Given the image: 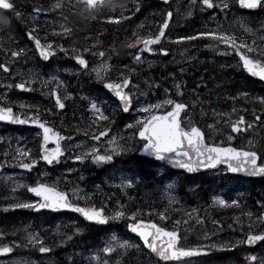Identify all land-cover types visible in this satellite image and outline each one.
I'll return each instance as SVG.
<instances>
[{"label":"rangeland","instance_id":"374dc122","mask_svg":"<svg viewBox=\"0 0 264 264\" xmlns=\"http://www.w3.org/2000/svg\"><path fill=\"white\" fill-rule=\"evenodd\" d=\"M213 2L217 3L219 0H213ZM227 2L230 5L229 8L226 12H221L219 8L202 9L198 3H193L192 0L187 2L176 0L173 3L174 18L167 32L168 38L165 40L176 43L173 42L176 35H192L197 30H206L223 24L236 35L254 42L257 47H264V39H261V37H264V11L259 10L255 13H249L241 10L235 0H227ZM22 7L26 10L31 8L24 5ZM31 10L29 12L25 11L28 22L38 21L41 24L46 22L49 26L56 27V30L51 33V28L43 24L45 27H42V32L34 31L38 34V37L44 43L51 40L55 44L64 47L62 35L54 34L59 32L61 24L71 30V25L67 20L62 19V14L59 13L58 15L55 11H49L45 15L44 9H41V14L36 15ZM146 11L147 13L136 21L125 22L124 28L117 25L115 27L119 28L120 33L130 35L133 32L139 34L145 25L156 28L158 23L162 22V14L167 11V7L159 3H151ZM189 11L191 15L188 14ZM213 12L216 13L215 18H213ZM13 14L12 12L9 16ZM4 18L5 15L0 14V21ZM241 24L250 28L251 32H245ZM92 44L95 49L82 47L78 44L73 45L71 48L66 47L64 49L67 51V55L57 50L58 55L44 66L38 59L35 48L29 42L20 41L19 39L16 48L18 50L23 49V53L18 60H12L9 73L5 74L0 71V84H15L18 81L23 82L30 79L32 83L27 86V90L13 87L7 90V95L33 91V87H35L36 93L47 96L48 104L45 107L50 110L53 109L51 113L59 116L58 123L63 120L65 124V117H70L68 125L73 127L71 123L76 116H71L69 110L71 107L73 108L72 111L77 110V95L81 97L83 104L86 106V110L80 114L93 118L88 105L95 101L97 107L108 118L109 115L106 114L105 108L109 109L110 115H119L118 124H112L114 130L111 135L98 144L100 148H103L112 135L124 143L127 151L120 155H114L117 158H114V161L110 163L97 166L91 162L90 158L84 161L72 160L73 154L83 152L84 145L91 146L93 142L80 137V133L76 136L72 133L68 135L71 138L70 140L67 139L66 143L69 156L65 158V164L67 165L63 168L62 183L70 185L68 190L73 199L87 206L103 207L108 216L111 215L118 202L124 208L136 212V218L152 220L173 230L186 229L189 236L200 237H196L197 240L195 241H190L187 238L182 243L183 246L226 241L235 243L249 231L250 225L253 231L264 230V223L257 219L258 215L253 216L251 214L245 220L239 223L233 222L232 224L229 223L231 220L222 217L221 210L224 206L213 203V196H219L225 200L223 192L227 184L236 180L229 178L226 169L221 168L216 172L187 176L179 172L171 173L164 166L155 167L148 160L142 159L138 155L137 152L142 147V143H140L138 137L133 136L132 129H125L124 127L126 124L134 122L138 116L149 114L140 111L142 106L155 104L165 99L166 96L175 98L177 91H179L180 95L177 97H185V102L189 104L187 114L190 121L204 130L208 142L236 143L239 147L247 149L249 139H251L255 144V149L260 146L259 149L262 150L264 114H261L260 120L247 131L231 133L230 127L224 123L225 119L229 122H235L241 115L244 116L246 122L253 120V114H260L262 107L255 98L264 97V91H262L264 88L259 87L257 91L252 90V81L240 82V79L236 78L234 73L241 67L237 66L238 61L233 58V53L224 54L223 49L206 48L204 46L197 47L198 49L193 48L196 47L195 45L180 47V44H178L179 47H176L170 54H160L158 50H155L153 55L142 52L141 59L134 60V52H131V49L126 51L127 55L121 51L114 52L99 37H95ZM73 48L89 49L86 54L82 52L81 54L92 61L91 68L99 66L101 63L107 64V70L102 72L100 80L96 79L95 74L91 72V68L85 71L76 64L72 58L75 55L72 52ZM101 51L104 52L103 57L98 55ZM9 59L12 58L9 56ZM3 61L4 54L0 52V62ZM147 70L149 72H146ZM121 72L125 77L131 79L127 91L133 94L134 106L128 115H123L117 101L103 87L105 77L119 82L117 77ZM13 73H15V76H13ZM177 84L180 86L179 89L176 88ZM53 87L58 89L61 101L66 104L64 111H59L55 107L51 97ZM0 95H5L2 87H0ZM193 101H195L194 104ZM164 110H167V106L162 107L159 111ZM209 125H211V128ZM228 135H232L233 139L231 141L227 139ZM262 138L263 140H261ZM77 141L82 142L81 147L78 149L69 146L75 145ZM68 169L76 172L73 178H69ZM44 173L50 174L48 171H44ZM97 173L102 175L100 183L98 181L89 182L88 184L82 182L85 181L86 175L92 176ZM122 177L134 181L131 188L125 187L123 190L120 188ZM6 182L7 185L3 193L0 194V214L23 213L25 216L20 219L16 218V223L10 227L4 223V220H0V233H3V236L0 237V243L9 244L13 240L18 244V241L23 239L25 244L27 243L26 235L28 232L37 233L38 238H43L42 241L48 239L59 248L62 246L67 248L69 241L73 243L69 245L68 253L62 252L60 254L62 257L57 252L44 256L23 253L0 258V264H13L14 261H20L22 264H97L96 261L91 259V254L94 252L98 254L101 261L108 260L109 264H117V257H119L118 264H128L125 259L128 248L122 254H104L102 252L106 242L112 236L127 240L132 244L130 238L126 236L121 228L123 226L122 219L128 220V213L119 220L109 219L116 224V227L103 232L102 240L96 243L85 239L86 237L82 235L84 228L79 226L75 218L55 215V217L46 216L38 212L37 209H5L4 205L9 203H22L33 200L28 195L25 182H16L11 179ZM167 183H171V188L168 190L171 193V200L164 188ZM17 184L21 186L17 187ZM223 186L224 190H222ZM13 189L15 190L13 191ZM161 212H164L163 219L160 217ZM197 216L203 217V219H197ZM74 229H79V231H74ZM65 236L70 237V239L65 240ZM28 245L30 249L37 247L30 243ZM221 250L224 249L214 251ZM230 251L232 254L225 253L230 255L225 258H196L194 264H246L244 257L247 253L255 254L257 258L261 256L260 247L250 250L245 245H240L231 248ZM143 261L145 264H164L159 260L153 262L145 259ZM141 263L144 264L142 261Z\"/></svg>","mask_w":264,"mask_h":264},{"label":"snow or ice","instance_id":"6c2138e0","mask_svg":"<svg viewBox=\"0 0 264 264\" xmlns=\"http://www.w3.org/2000/svg\"><path fill=\"white\" fill-rule=\"evenodd\" d=\"M166 3L167 0H164ZM193 3H198L201 8L213 9L219 8L221 12H226L229 8L227 0H219L214 3L213 0H192ZM235 3L239 4L242 8L249 10H261L264 11V0H235ZM133 9L138 7L137 5L132 6ZM62 8H68L73 14L81 15L85 19L93 20L99 17L102 21H107L109 24H119L122 20L127 19L123 15H117V9L121 12L128 11L131 15L132 9H126L124 5H117L112 3L111 0H69L64 3L62 0H54L50 9H44L46 15L49 11H55L59 15ZM108 8L112 14L103 15V9ZM0 9L12 11L15 16L19 18L22 14L16 10L15 4L12 0H0ZM32 13L39 15L41 9L33 8ZM191 15V12L188 13ZM172 11L169 9L162 14V22L158 23V30L154 33L149 32L145 34H136L133 32L132 37L128 39L124 45L128 49L134 52L133 59L140 60L141 53L147 52L152 53L154 51L153 45H156L162 39H167L166 28L170 25V17ZM216 13L213 12V18ZM63 20H67V17H62ZM3 23H8L7 18H4ZM241 27L245 32H251L250 28L245 27L241 24ZM59 32H55V35L68 36L70 28L64 24L59 26ZM36 26L30 30L27 35L34 42L35 51L41 58L47 60L57 50L64 52L66 55L67 51L62 45L55 44L49 40L47 43L42 44L41 40L33 35L36 31ZM196 39H207L210 43L204 45L206 48L223 49V53H231L238 57L237 66L241 67L243 71L247 72L251 76L257 77L264 80V47H257L254 42L248 41L242 36L236 35L230 28L225 27L223 24L217 25L214 28L206 30H197L192 35H176L173 42L191 41ZM264 39V37H261ZM23 49L12 50L10 53L6 48H0V52L4 53V61L0 62V71L5 74L9 73L10 65L12 60H18L23 53ZM88 48L76 49L73 48L72 52L73 59L77 65L88 71V61L82 53H87ZM168 49L160 47L158 52L160 54H166ZM99 56L103 57L104 52L98 53ZM9 56L12 59H9ZM107 70V64L101 63L99 66L91 68V72L95 74L96 79L102 78V72ZM15 76V73H13ZM52 79V78H50ZM117 79L119 82L104 78L103 87L111 91L114 96L118 99L120 106L124 111L129 110V105L132 103V93L125 90L126 86H130L131 81L128 77L123 75V72L118 74ZM32 81H18L15 84H0V87L4 89L5 95H0V121H9L19 124H32L37 125L41 130L39 150L36 156L30 153V150L26 148L18 147L14 156V159L18 162L17 166L20 169H31L38 161H43L48 165L57 163L64 155V149L62 148L60 141L66 139L59 132L54 131L53 128L47 126V124L33 115V111L30 107L26 106L24 102H20L15 105L14 102L7 100V90L9 88H15L20 90H27V86ZM179 84L176 88L179 89ZM180 93L177 91V96ZM51 97L55 101V107L57 109L64 108V104L61 101V97L58 94L56 87L51 90ZM255 100L262 106L260 114L254 113L253 120L246 122L243 115L239 116L235 122H229L225 119L224 123L230 127L231 133H237L239 131H247L252 128L253 124L258 122L261 118V114H264V97H256ZM193 104L195 101L192 102ZM167 106V110L159 111L162 107ZM89 110L93 114V119L97 122L107 121L108 117L105 116L95 101L89 103ZM189 104L182 102L178 99L167 97L161 101L156 102L152 105L142 106L140 111L149 113L147 116H138L137 119L129 124H126L125 129H132L133 136L140 138L142 147L141 152L148 153L158 160H167L169 163L178 165L181 168L187 169L189 172L195 168H211L217 164H224L227 166V170L233 173L243 172L250 175L264 174V150L257 152L255 150L254 142L249 139L247 150L245 147H233L231 143L218 144L214 142H205L204 133L201 131L195 123L191 122L189 115L187 114ZM24 109L27 113L28 118H24V114L21 112ZM234 111V110H233ZM98 114V115H97ZM92 126L89 125V128ZM211 128V125H209ZM109 133L108 128H104L102 131L96 132L90 137L93 142L91 146L84 145V151L79 154H73L71 159L74 161H84L90 158L94 164H101L113 160L114 155H120L127 151L124 143H122L116 136L112 135L111 139L107 140L105 146L100 148L96 143L100 141V138L105 137V134ZM87 136V133H84ZM111 135V133H109ZM67 139H71L68 137ZM227 139L231 141L232 135H228ZM51 142L52 147H46ZM82 142L77 141L75 145H69L74 149L81 147ZM7 155V153H6ZM26 158L22 160L21 158ZM2 166V162H0ZM67 171H72L68 169ZM43 175V173H41ZM14 177H4L5 181L13 179ZM133 180L130 178L120 179V188L123 190L125 187L131 188ZM21 186L17 184V187ZM166 194L171 200V193L168 191L171 188V183L164 185ZM15 189H13L14 191ZM29 193H34L39 199L29 200L22 203H9L4 205L5 209L8 208H28V209H71L76 213L82 215V217L88 222L105 223L108 219L119 220L128 213L129 222L127 228L132 233L138 235L139 240L142 241L143 248L148 250L149 254H154L159 260L167 262V264H194L196 258L205 256L214 250L220 249H231L236 248L240 245H254L258 241L264 242V230H251L243 235L242 239L237 240L235 243L231 241L209 243V244H197L195 246H181L180 237L177 230H167L164 227L159 226L157 223H153L151 220H145L136 218L137 213L133 212L124 206L117 205L112 210L110 216L104 214L105 209L103 207L95 206H84L81 207L79 204L71 203L69 195L59 190L54 184L40 183L37 182L27 187ZM213 203H218L220 206L237 205L236 199L226 201L219 196L212 197ZM261 207H264V202L258 201ZM195 211V210H193ZM245 215H251L246 213ZM160 217L164 218V212L160 213ZM197 219H203V217H196ZM257 219L264 223V212L259 214ZM79 231V229H74ZM3 233H0V237ZM42 237L38 238L37 233L28 232L26 235V241L23 247H27L28 244L38 246L40 253H46L49 249L42 244ZM65 240L70 237L65 236ZM63 242V241H61ZM21 246L17 242L13 241L12 246L7 243H0V255L8 254L13 251L14 247ZM132 245L127 240H121L116 236H112L106 242L102 249L104 254L109 253H120ZM91 259L96 261L97 264H109L108 260L101 261L97 253L91 254ZM117 257V264H118ZM246 264H255L257 257L255 254L247 253L244 257ZM13 264H22L20 261H14ZM259 264H264V259L259 260Z\"/></svg>","mask_w":264,"mask_h":264},{"label":"trees","instance_id":"16d2710c","mask_svg":"<svg viewBox=\"0 0 264 264\" xmlns=\"http://www.w3.org/2000/svg\"><path fill=\"white\" fill-rule=\"evenodd\" d=\"M13 2L15 3L16 9L19 12H21L22 15L19 18H17L15 14H13L12 16H5V18H7L8 20V23L6 24L2 22L3 20L0 21V48L8 49L9 53L12 50H18L16 46L19 39L20 41H26V33L27 31L32 30L34 25L36 26V29L41 32L43 29L42 27H45L43 24L51 28L50 29L51 33L53 32V30H56V27H51L46 22L43 24H41L38 21L28 22L27 15H25V11L29 12V10L33 8L50 9L54 0H13ZM62 2L67 3L69 2V0H62ZM111 2L117 5H124L126 9H132L131 15H129L128 11L121 12L119 9H117L116 14L123 15L127 17V19L122 20L119 24H109L107 21H102L99 17L93 20H88L81 15L73 14L68 8H62L60 10V13L62 14L63 17L65 16L67 17V21L71 25L70 35L61 36L64 40V48L66 47L71 48L73 45L78 44L82 47L85 46L95 49L94 45L92 44V41L95 37H99L106 43V45L110 46L109 48L112 51L114 52L121 51L127 55L126 51H129L130 49H128L124 45L127 43L128 39L132 37V35L128 33L127 34L120 33L119 28L115 27V25L124 28L125 22L130 20L136 21L137 19L141 18L143 15L147 13L146 10L148 9L149 5L151 3H155V0H111ZM21 4L22 6L23 5L27 7L30 6L31 8H28V10H26L24 7L21 6ZM133 5H137L138 7L133 9L132 7ZM102 14L110 15L112 14V12L110 9L105 8L103 9ZM30 18L32 19V17ZM155 31H157V28H153L151 26L145 25L142 28V30L139 32V34H145L149 32L154 33ZM208 43L209 41L207 39H196L186 43H182L180 44V47L191 46V45L204 46ZM174 46L175 45L172 42H167L165 44V47L169 48L172 51H174L176 47L177 48L179 47L178 44H176V47ZM1 53L4 54L3 52ZM234 57L236 56L234 55ZM234 74L236 75V78L240 79V82L250 79L249 76L246 75L242 69L237 70ZM255 83L256 86H259L262 89V86L258 82ZM18 100L19 102L25 101L24 97L22 96H19ZM83 107L85 106L81 105L80 109ZM80 109L78 110V112H74L77 115L74 118V121H72L71 123L74 128L70 127V131L87 133L88 136L91 134H95L104 127L103 123L99 125L98 123L92 125L90 124L89 121H87L88 123H84L85 120L81 116L82 114H78L80 112ZM70 114L71 116H73V112H71ZM89 125H91L92 127L89 128ZM261 140H263V138ZM259 148H257V150ZM148 162L152 163L157 167L159 166V164L154 163L150 160H148ZM223 194L226 201H230L233 199H236L238 201L237 205L224 206L221 210L223 219L231 220L229 221V223L232 224L233 222L239 223L245 220L246 217L249 216V215H245L246 213H250L253 216L255 215L259 216L261 212H264V207L259 206V204L257 203L258 201L264 202V186H258L255 183L249 185L247 180H244L242 178H237L234 181V183L229 182L227 184V187L224 190ZM13 221L14 220L11 221L12 223L9 222V225L13 224ZM126 221L128 220L122 219L123 224L126 223ZM102 230L101 228L94 227L93 230L91 231V237L95 242L101 241L103 235ZM125 232L127 234V237L130 238L132 243L131 244L132 247L128 248L127 255L125 258L128 264H142L141 261L145 264V262L143 261L145 259H148L153 262L156 261L153 258V256L150 255L149 252L143 248V244L141 243V241H139L136 237L130 235L126 229ZM186 232H188V230L184 229L182 233L183 240H187L188 238V240L190 241H195L197 240V238H200L197 236L196 238L192 235L185 236ZM260 249H261V256L257 258L255 264H259V260L264 259V244L260 247ZM230 252H231L230 249H224L215 252L213 257L225 258L227 257L225 253H230Z\"/></svg>","mask_w":264,"mask_h":264},{"label":"flooded vegetation","instance_id":"af4514ba","mask_svg":"<svg viewBox=\"0 0 264 264\" xmlns=\"http://www.w3.org/2000/svg\"><path fill=\"white\" fill-rule=\"evenodd\" d=\"M176 47V44H174ZM160 46L155 47V50H158ZM89 64H91V61H89ZM15 105H18V103L14 102V108ZM26 106L30 107L33 111V115L38 118L39 120L45 122L47 126L53 128L54 131L59 132L61 135H64V131H66L63 127V120L61 123H58V115H53L51 112L53 109H47L44 106L40 107H33L28 104ZM68 109V108H67ZM71 110L73 109L72 107L70 108ZM59 110V109H57ZM65 107L63 110L59 111H64ZM21 112L24 114V118L27 117V113L24 109H21ZM118 119H113L111 118L109 123H108V129H110V132L114 130V125L111 126L112 122H117ZM115 124V123H114ZM41 130L38 127H32V126H23L19 123H13V122H4L0 121V162H2V166H0V194L3 193V190L5 186L7 185V182L3 179L4 177H9L12 176L14 177L11 180H15L16 182L23 181L26 183V188L29 185H33L37 182L40 183H54L59 190L61 191H66L69 192V184H63L62 183V172L64 166L67 164L65 161V158L69 156V153L67 152L66 149V143L67 140L63 143L64 150H65V155L57 163H54L52 165H48L43 161H38L36 165H34L31 169H20L17 164L18 162L14 159L16 150L18 147L20 148H26L30 150V153L33 156H36L38 154L39 150V142H40V134ZM35 137V138H33ZM236 146L239 147L238 144L232 143ZM52 143L49 142L46 147H52ZM7 153V155H6ZM115 158V157H113ZM22 160H26V158H21ZM114 160V159H113ZM44 171H48L50 174H45ZM43 172V175L41 173ZM76 172L72 171L69 172V178H73ZM28 195L34 200H38L34 193H29ZM74 201V200H73ZM75 202V201H74ZM43 215H50L52 216L57 215L59 217H71L75 218L76 222H78V216L73 213H68V212H48L47 210H42L39 211ZM9 214V213H7ZM88 236H91V233L89 231ZM15 239V236H14ZM13 242V240L11 241ZM24 242L23 239L18 241V245H21V243ZM72 242L69 241L67 244V248L61 247L59 248L54 244V242L48 241H42L43 246L47 247L48 249H53L57 253H68V247ZM38 250V246L35 248ZM50 251V250H49ZM20 252V246L15 247V254ZM47 255V252L45 253Z\"/></svg>","mask_w":264,"mask_h":264},{"label":"bare ground","instance_id":"6f19581e","mask_svg":"<svg viewBox=\"0 0 264 264\" xmlns=\"http://www.w3.org/2000/svg\"><path fill=\"white\" fill-rule=\"evenodd\" d=\"M238 7L241 9V10H244V9H242L241 7H240V5L238 4ZM0 14H2V15H5V16H9V11H6V10H1L0 11ZM30 31V30H29ZM29 31H27V33L29 32ZM27 33H26V41L27 42H29L30 44H31V46L32 47H35V45H34V42L28 37V35H27ZM33 35L34 36H36V38H38V39H40L39 37H38V34L37 33H35V32H33ZM41 40V39H40ZM25 41V42H26ZM42 41V40H41ZM186 42H189V41H182V42H176V43H174V44H182V43H186ZM197 47H201V46H196V47H193V48H196V49H198ZM154 53H152V54H149V55H153ZM146 72H149V70H147ZM157 73V72H156ZM192 73V72H191ZM146 76H148V75H146ZM190 76V75H189ZM148 77H150V76H148ZM151 78V77H150ZM32 86H36V85H32ZM33 89L35 90V87H33ZM57 89V88H56ZM33 90V92L34 93H36V90L34 91ZM57 91H58V89H57ZM262 91H264V90H262ZM38 93V92H37ZM36 93V94H37ZM109 95L110 96H113L112 95V93L111 92H109ZM61 96V95H60ZM17 98V99H16ZM18 98H19V96L16 94V95H14V94H8L7 95V99H9L10 101H12V102H15V103H19V100H18ZM41 99H42V101H41ZM173 99H178V100H180V101H182V102H185V97H182V98H179V97H175V98H173ZM185 99V100H184ZM133 101V100H132ZM76 109L77 110H73L72 112L74 113V112H78V110L80 109V107H81V105H84L83 104V102H82V100H81V97L80 96H78L77 95V97H76ZM27 104L28 105H30V106H33V107H40L41 105H47L48 104V102H47V96H45V95H43V94H37L35 97H33L32 99H30V100H28V102H27ZM85 106V105H84ZM86 107V106H85ZM52 108V107H51ZM79 114V113H78ZM77 114H73V116H76ZM113 119H120L119 118V115H117V116H113ZM84 123H88L87 121H84ZM95 123H98V125L99 124H104V127L100 130V131H102L104 128H109L108 127V122L107 121H99V122H97V121H93V122H90V124H92V125H94ZM118 124V121L117 122H112L111 123V125L112 124ZM73 129V128H72ZM70 133H72L73 135H79V132H75V131H70V129L69 130H66V131H64V135H65V138H66V140H67V138H68V135H70ZM109 133H112V131L110 132V129H109ZM109 133H106L105 134V137H102V138H100V141H98L97 143H99V142H101V141H103V140H105L106 139V137L107 136H109ZM81 135H79L80 137H82L83 139H85L86 141H91L90 140V137L93 135V134H91V135H88V136H85L84 135V133H80ZM96 134V133H95ZM218 144H221V145H224V144H228L227 142H222V143H218ZM262 150H264V143H263V141H262ZM67 149V148H66ZM262 150H260V149H258L257 150V152L259 153V152H261ZM67 152H68V149H67ZM115 158H117V157H115ZM114 159V158H113ZM114 161V160H113ZM203 175V174H202ZM100 178H102V175H98V173L97 174H94V175H92V176H88V175H86V179H85V181H82L83 183H89V182H96V181H98V183H100V181H101V179ZM248 178V183H249V185H252L253 183H255L256 185H258V186H264V178H256V177H247ZM235 181V180H234ZM234 181H231V182H233L234 183ZM222 190H224V189H222ZM64 192H67V191H65L64 190ZM260 206V205H259ZM17 214H14V217H15V219L17 218V219H20V217H18V216H16ZM165 227V226H164ZM167 230H173V229H171V228H167V227H165ZM178 231V235H179V237H180V243H181V246H183V242L185 241V240H183L182 239V233H183V231L184 230H177ZM186 235L185 236H188V232H186L185 233ZM96 243H99V241L98 242H96ZM141 243H142V241H141ZM264 244V242H261L259 245H257L256 247H254L255 249H257V248H259V247H261L262 245ZM246 246V245H245ZM185 247H188V246H185ZM50 251H48L47 252V255H49L50 253H55L56 251H54L53 249H49ZM148 251V250H147ZM216 251H212V252H210V253H208L207 255H205V256H200V257H198V258H202V257H213L214 256V253H215ZM42 254H45V253H42ZM59 255L61 254V253H58ZM228 254H232L231 252L230 253H228ZM230 255H227V256H230ZM61 257H62V255H60ZM60 258V257H59ZM214 258V257H213ZM164 264H167V262H163Z\"/></svg>","mask_w":264,"mask_h":264},{"label":"water","instance_id":"95a60500","mask_svg":"<svg viewBox=\"0 0 264 264\" xmlns=\"http://www.w3.org/2000/svg\"><path fill=\"white\" fill-rule=\"evenodd\" d=\"M157 1H159V2H161V3H163V4H169L172 0H167V2L165 3L164 2V0H157ZM184 1H186V0H184ZM241 7V6H240ZM242 8V7H241ZM242 9H244V10H247V11H257V10H249V9H245V8H242ZM7 11V10H6ZM172 11V10H171ZM171 19H172V16L170 17V22H171ZM167 29L168 28H166V31H167ZM163 40V39H162ZM162 40L160 41V42H158L156 45H158V44H160L161 42H162ZM41 43H42V41H41ZM43 44V43H42ZM153 46H155V45H153ZM147 53V52H146ZM153 53V52H152ZM152 53H149V54H152ZM56 54V52L52 55V56H50L47 60H44L43 58H41L43 61H45V62H47V61H49L50 60V58L51 57H53L54 55ZM247 73V72H246ZM248 74V73H247ZM248 75H250V74H248ZM251 76V75H250ZM253 78H255V79H257V80H259V81H262V82H264V80H261V79H259V78H257V77H254V76H252ZM130 79V78H129ZM131 81V80H130ZM129 86H126L125 87V90L127 91V88H128ZM109 91V90H108ZM111 92V91H110ZM112 93V92H111ZM59 94V93H58ZM112 95L114 96V94L112 93ZM114 98H116L115 96H114ZM117 99V98H116ZM118 100V99H117ZM133 108V101H132V103L129 105V110L128 111H124L123 109V112L125 113V114H128L130 111H131V109ZM5 122H9V121H5ZM28 125H32V124H28ZM201 131L203 132V130L201 129ZM204 133V132H203ZM139 138V137H138ZM204 138H205V134H204ZM140 139V138H139ZM205 142H206V140H205ZM207 143V142H206ZM233 146V145H232ZM233 147H235V146H233ZM138 155H140V156H143V157H147V158H150V159H152V160H154V161H157V162H159V163H162V164H164L165 166H167V167H169V168H171V169H173V170H175V171H183V172H186L187 174H189V175H195V174H199V173H203V172H208V171H211V170H215V169H218L220 166H224V167H226L227 168V166L226 165H224V164H217L215 167H211V168H195L193 171H191V172H189L187 169H184V168H181V167H179L178 165H176V164H173V163H169L167 160H158V159H156L155 157H153V156H151V155H149L148 153H144V152H141L140 150L138 151ZM228 171V170H227ZM228 173H230V174H232V175H238V176H242V177H256V178H260V177H264V174H256V175H250V174H248V173H243V172H236V173H233V172H230V171H228ZM82 207V206H81ZM49 210H52V209H49ZM55 210H59V211H62V210H69V211H73V212H75L74 210H71V209H55ZM79 214V213H78ZM81 217H82V215L81 214H79ZM83 218V217H82ZM84 219V218H83ZM85 220V219H84ZM88 222V221H87ZM153 223H156L155 221H152ZM90 223H93V224H95V225H98V226H104L106 223H107V221L105 222V223H95V222H90ZM159 225V224H158ZM160 226V225H159ZM166 229V228H165ZM129 231H130V229H129ZM131 232V231H130ZM133 234H135V233H133ZM136 236H138L137 234H135ZM261 242H257L256 244H254V245H246V247L247 248H254V247H256L257 245H259ZM13 250H14V248H13ZM13 252V251H12ZM11 252V253H12ZM10 253H8V254H2V255H0V256H6V255H9ZM154 255V254H153ZM155 256V255H154ZM157 258V257H156ZM157 259H159V258H157ZM163 261V260H162ZM165 262V261H164Z\"/></svg>","mask_w":264,"mask_h":264}]
</instances>
